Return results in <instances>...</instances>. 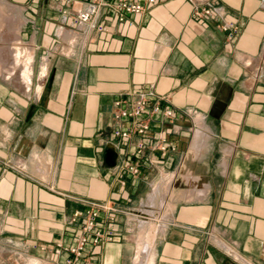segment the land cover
Instances as JSON below:
<instances>
[{"label":"crops","instance_id":"crops-1","mask_svg":"<svg viewBox=\"0 0 264 264\" xmlns=\"http://www.w3.org/2000/svg\"><path fill=\"white\" fill-rule=\"evenodd\" d=\"M212 1L222 16L157 0L76 27L84 0H0V63L16 45L32 58L30 81L19 63L0 70V236L33 264L70 256L54 249L81 232L74 197L127 210L112 241L88 233L77 264H264V0ZM141 93L165 96L174 117L115 136L129 121L116 112ZM159 131L175 149H153ZM129 159L137 176L121 170Z\"/></svg>","mask_w":264,"mask_h":264},{"label":"built area","instance_id":"built-area-1","mask_svg":"<svg viewBox=\"0 0 264 264\" xmlns=\"http://www.w3.org/2000/svg\"><path fill=\"white\" fill-rule=\"evenodd\" d=\"M75 1V0H66ZM192 4V13L196 17L204 16H222L221 7L215 6L212 0H189ZM85 7L79 9L73 19L76 27H85L92 23L99 13L105 9H111L115 13L119 21H123L128 13L140 14L149 6L156 3L157 0H84ZM98 30H105L106 25L103 22L96 23ZM233 27L232 24L225 22L223 29ZM236 30V27H233ZM167 99L165 96L152 98L145 93L139 94L128 107L120 108L115 116L116 118H128V123L124 127L114 130L115 136L128 139L134 134H138L141 138L145 137L148 132L153 129L152 114H162L165 118H173L175 111L172 107L162 104V100ZM184 113L189 114L190 111ZM144 141L138 142V147L144 148ZM153 149H158L162 154H166L169 150L175 149L173 143L170 142L164 131L157 132V136L152 145ZM121 170H127L133 176H137L140 172L139 160H126L121 165ZM84 207L76 211L72 220L76 221L79 217H84L81 225V232L78 234L75 245L68 246L62 242H58L54 251L61 253L67 251L70 256L66 258L65 264H77L82 255L84 246L89 241L88 233H92V242H108L112 241L117 234L113 222L117 214L126 213L127 210L116 205L111 200H90L82 197H74ZM104 213L107 223L102 227H97V221ZM82 264H92L90 261H84Z\"/></svg>","mask_w":264,"mask_h":264},{"label":"rangeland","instance_id":"rangeland-1","mask_svg":"<svg viewBox=\"0 0 264 264\" xmlns=\"http://www.w3.org/2000/svg\"><path fill=\"white\" fill-rule=\"evenodd\" d=\"M21 48V47H20ZM5 48L0 46V54L3 51L5 53ZM22 50V48H21ZM14 55H13V53ZM15 52H17L16 48L11 49L9 53L11 55V62L6 65H2L0 63V70H13V66H15ZM26 56V55H25ZM24 56V57H25ZM24 59V58H23ZM21 70L25 68V63L20 61L19 63ZM31 72L29 73L30 76ZM27 81L31 80L26 79ZM21 241V242H20ZM38 261L36 257H34L33 252L31 251L29 246L23 244L22 240H14L11 238H5L0 236V264H33Z\"/></svg>","mask_w":264,"mask_h":264},{"label":"bare ground","instance_id":"bare-ground-1","mask_svg":"<svg viewBox=\"0 0 264 264\" xmlns=\"http://www.w3.org/2000/svg\"><path fill=\"white\" fill-rule=\"evenodd\" d=\"M2 5V4H1ZM10 6V5H9ZM5 10V9H4ZM2 46V45H0ZM10 47V46H9ZM14 47V46H13ZM12 48V47H11ZM16 50L17 52H15V62L16 63H20V61H23V51L21 50L20 46L19 45H16ZM13 53V52H12ZM14 55V53H13ZM32 56V55H31ZM31 57L25 59V68H24V76L26 79H30V76H29V73L31 72ZM18 67V66H17ZM20 68V67H19ZM14 71V70H13ZM147 212V211H146ZM143 244V243H142ZM149 245V244H148ZM142 247V246H141ZM144 251V250H143ZM142 251V252H143ZM146 252V251H145Z\"/></svg>","mask_w":264,"mask_h":264}]
</instances>
